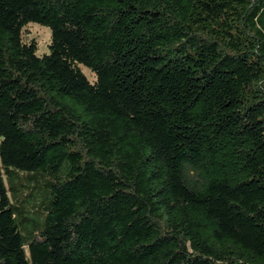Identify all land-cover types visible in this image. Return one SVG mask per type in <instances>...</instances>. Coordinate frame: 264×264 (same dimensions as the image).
<instances>
[{"label":"trees","instance_id":"16d2710c","mask_svg":"<svg viewBox=\"0 0 264 264\" xmlns=\"http://www.w3.org/2000/svg\"><path fill=\"white\" fill-rule=\"evenodd\" d=\"M0 264H264V0H0Z\"/></svg>","mask_w":264,"mask_h":264},{"label":"rangeland","instance_id":"374dc122","mask_svg":"<svg viewBox=\"0 0 264 264\" xmlns=\"http://www.w3.org/2000/svg\"><path fill=\"white\" fill-rule=\"evenodd\" d=\"M23 31H25L23 38V41L25 43L34 41L37 44L36 55L38 57H41L48 53V45L50 43V32L47 28L41 27L36 24H29L23 29ZM81 70L85 77L90 82H93L94 76L84 68H81ZM40 201L41 200L39 199L37 207H39Z\"/></svg>","mask_w":264,"mask_h":264}]
</instances>
